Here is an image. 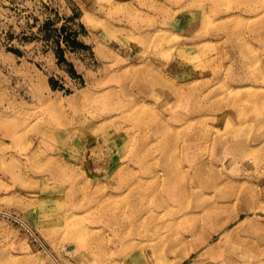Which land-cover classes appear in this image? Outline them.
Segmentation results:
<instances>
[{
  "label": "rangeland",
  "instance_id": "rangeland-1",
  "mask_svg": "<svg viewBox=\"0 0 264 264\" xmlns=\"http://www.w3.org/2000/svg\"><path fill=\"white\" fill-rule=\"evenodd\" d=\"M106 251L264 264V0H0V264Z\"/></svg>",
  "mask_w": 264,
  "mask_h": 264
},
{
  "label": "bare ground",
  "instance_id": "bare-ground-1",
  "mask_svg": "<svg viewBox=\"0 0 264 264\" xmlns=\"http://www.w3.org/2000/svg\"><path fill=\"white\" fill-rule=\"evenodd\" d=\"M139 185L141 186L142 183L140 182ZM50 189H51V187H50ZM133 189H134V187H133ZM60 196H62V195H60ZM235 197H237V196H235ZM67 201H66V203H68ZM48 203L51 205V208L49 209V207H48L49 210L45 209L46 211H44L43 215H41V216H42L43 224L46 228V231L52 232V234H51L52 241H56L60 237H64V239L66 241H70L71 243H73L75 245V250L77 252V255H79L80 257H83L82 254L87 253V251H90L93 254H100L98 251H96V249H94V247L91 246L90 241L87 240L88 232H90V231L87 228L86 229L78 228V224H79L78 217L76 216L75 212H72L73 210L71 211L72 213L69 216H66L64 214V211H63V204L64 203L57 201V198L50 196V195H47L44 198V204L46 205V207L48 206ZM74 206H76V204H74ZM65 207H67V206H65ZM74 210H75V208H74ZM65 212H66V210H65ZM67 212H69V211H67ZM237 216H235V218ZM211 238H212V236H209L208 240H210ZM168 251L175 253L177 250H176V247L173 246V247L169 248ZM101 253H102L101 260L97 261V264H113L114 262H116V260H120V257L122 255L121 254L119 257V255L116 252L110 253L108 251H106L104 253L101 252ZM123 253H125V252H123ZM121 262L123 263V261H121ZM156 262H159V261H156Z\"/></svg>",
  "mask_w": 264,
  "mask_h": 264
}]
</instances>
